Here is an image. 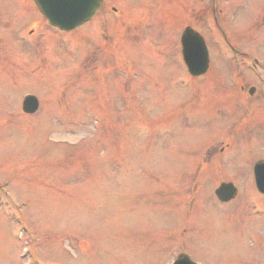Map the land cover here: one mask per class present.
<instances>
[{
  "label": "rangeland",
  "instance_id": "rangeland-1",
  "mask_svg": "<svg viewBox=\"0 0 264 264\" xmlns=\"http://www.w3.org/2000/svg\"><path fill=\"white\" fill-rule=\"evenodd\" d=\"M186 26L208 46L202 77ZM261 159L264 0H106L72 31L0 0V264H253Z\"/></svg>",
  "mask_w": 264,
  "mask_h": 264
},
{
  "label": "water",
  "instance_id": "water-1",
  "mask_svg": "<svg viewBox=\"0 0 264 264\" xmlns=\"http://www.w3.org/2000/svg\"><path fill=\"white\" fill-rule=\"evenodd\" d=\"M104 0H35L41 13L48 22L61 30L71 31L90 20L100 8ZM182 55L188 71L193 76H200L208 71L210 65L209 51L204 37L191 26H187L181 36ZM255 88L250 89L253 94ZM39 108V100L29 94L23 100V111L35 113ZM256 184L264 193V161L255 166ZM237 187L233 183H222L216 189V195L222 202H228L237 195ZM173 264H198L186 253H181Z\"/></svg>",
  "mask_w": 264,
  "mask_h": 264
},
{
  "label": "flooded vegetation",
  "instance_id": "flooded-vegetation-1",
  "mask_svg": "<svg viewBox=\"0 0 264 264\" xmlns=\"http://www.w3.org/2000/svg\"><path fill=\"white\" fill-rule=\"evenodd\" d=\"M106 5V0H104V2L102 3V5H101V7H100V9L97 11V13H96V15L102 10V8H103V6H105ZM115 12V11H114ZM95 15V16H96ZM94 16V17H95ZM93 19V18H92ZM91 19V20H92ZM89 22V21H88ZM87 23V22H86ZM85 24V23H84ZM83 25V24H82ZM231 51H233L234 53H235V55H239L241 52H239V51H234L232 48H231ZM204 76V75H203ZM202 77V76H201ZM235 84H239L238 83V81L237 82H235ZM241 87V91H244L245 92V90H246V86L245 85H241L240 86ZM249 91H250V88H249V90H248V93H249ZM220 150V152L221 153H223V148H220L219 149ZM215 151H217V149H215V150H213V151H210L209 153L211 154L212 152L213 153H216ZM225 153V152H224ZM223 153V154H224ZM217 154V153H216ZM223 154H221V155H223ZM209 157H207V159H208ZM207 159H206V161H207ZM260 161H264V159H261V160H258V161H256L254 164H253V166H252V172H253V177L255 178V182H256V173H255V166H256V164L258 163V162H260ZM222 183H233L234 184V182H231V181H222L221 182V184ZM220 184V185H221ZM257 188V187H256ZM257 192L261 195V196H264V194L263 193H260L259 192V190L257 189ZM253 206H254V208H256V204H255V202L253 203ZM258 210V209H257ZM259 222H263L262 220L261 221H259ZM248 242H249V244H250V246H251V255H252V263L253 264H257V261L259 260V261H261V264H264L263 262H264V259H263V255H264V226H260L259 228H257V229H255V226L253 227V229L250 231V234H249V236H248ZM261 253H262V256H261ZM263 261V262H262ZM254 262H256V263H254Z\"/></svg>",
  "mask_w": 264,
  "mask_h": 264
}]
</instances>
